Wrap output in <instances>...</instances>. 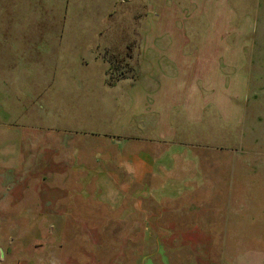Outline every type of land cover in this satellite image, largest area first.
I'll return each instance as SVG.
<instances>
[{
    "label": "rangeland",
    "instance_id": "obj_1",
    "mask_svg": "<svg viewBox=\"0 0 264 264\" xmlns=\"http://www.w3.org/2000/svg\"><path fill=\"white\" fill-rule=\"evenodd\" d=\"M122 1L0 0V168L5 190L14 189L0 223L6 254L0 264H139L158 245L211 249L210 256L189 255L195 260L264 264V0H230L238 20L250 16L252 31L233 79H215L217 114L204 112L200 124L188 127L199 129L194 146L184 150L178 137L168 144L180 146L184 167L169 169L151 192L126 168L102 183L98 175L73 174L67 183L74 204L50 214L51 163L56 170L64 160L75 166L74 157L91 163L112 137L138 134L120 125L132 113V85L139 81L126 77L136 73L126 54L134 36L144 42L149 20L141 32L129 31L128 15L115 12ZM103 43L128 48L105 50ZM182 120L183 114L179 127ZM145 143L127 145L114 152L120 159L99 166L115 171L130 148L145 151ZM18 183L29 195L17 196ZM191 188L199 189L179 200L165 196ZM164 227L175 231L164 236Z\"/></svg>",
    "mask_w": 264,
    "mask_h": 264
},
{
    "label": "crops",
    "instance_id": "obj_2",
    "mask_svg": "<svg viewBox=\"0 0 264 264\" xmlns=\"http://www.w3.org/2000/svg\"><path fill=\"white\" fill-rule=\"evenodd\" d=\"M115 12L120 18L123 15H128L131 23L125 28L135 34L138 30L141 32L145 27V21L149 20L144 29L146 37L144 42L134 36V40L131 41L133 44L128 49L130 54L125 53L129 61L134 64L136 72L135 76L127 74L126 77L137 78L139 81L136 85H132L131 95L134 96L132 113L128 118L121 119L120 125L132 127L135 131L138 129V134L120 138L112 137V144L105 147L107 151L93 153L91 163L82 165L78 161L80 158L74 157L76 165L70 166L63 159L64 161L61 162H65V164L62 163L61 170H56L58 169L57 163H51L52 170L49 175L50 183L54 187L50 188L49 199L46 202H49L51 208L53 207L50 213L52 216L54 215L53 211H56L55 207H70L74 204L75 200L70 195V193L73 194L71 190L73 188L69 187L67 183L73 174L98 175L100 176L99 181L102 183L101 177L105 178L106 174L112 172L119 174L120 168H126L130 170L131 174L136 175L137 183L145 184L144 190L149 189L151 192L156 185L154 182L163 181V176L168 173L169 169L184 167L182 166L184 162H180L177 158L179 154L176 150L180 146L173 149L168 144L170 145L178 137V140L184 144L182 147L184 150L187 146H194L196 143L195 134L199 129L196 130L195 126L191 131L188 127L194 122L200 124L204 112L213 111L214 114H217L218 85L215 84V79L218 77L225 80L233 79V63L242 57L239 52L243 46L242 42L244 39L249 40L252 31L250 16L245 14L242 20H238L241 15L230 0H126L122 1L121 7ZM200 18H202L201 26L196 24V19ZM233 33L237 34L236 38L232 36ZM102 47L105 50L109 48L113 51L122 50V47L128 48L125 44L105 45L104 43ZM140 63L145 67L140 66ZM213 101L214 103H212ZM225 108L226 110L233 109V104H230V107L225 105ZM182 114L184 125L179 127ZM149 129L153 130L152 134L149 133L144 137L139 135V133L148 132ZM116 132L118 134L120 131ZM1 139L5 138L0 136V142H3ZM142 141L146 142L145 145L148 149L137 152L130 148L126 154L128 156L122 157L123 162H118L115 171L111 168L112 171L109 170V172L106 167L99 166L100 160L111 164L113 159L121 158L117 156L118 150H123L127 145H136L137 147L138 143ZM115 151L118 152L117 155L114 153ZM184 154H181L183 158H187L186 154L188 153ZM70 163L73 164V162ZM92 163L94 166H87ZM115 173L114 176H118ZM62 175L65 178H62L59 183V176ZM18 185L17 196L20 198L23 194L24 198L25 194H28V188L25 190L24 187L27 186L23 184L22 191L20 183ZM78 185L80 187L82 185V191L88 190L83 187V184ZM196 189H184L171 197L168 194L165 196L168 199L179 200L182 194H194ZM19 191L22 194H19ZM13 194L14 189L11 188V185H8L5 190V169L0 168V223L3 210H5V198ZM59 196L65 197L64 204H59ZM38 197L39 195L37 199ZM181 199L186 203L185 199L182 197ZM104 201L101 202L104 203ZM181 205L185 206V204ZM161 230L164 236L175 231L169 227L161 228ZM2 233L1 231L0 240ZM153 239H158V237L155 235ZM209 239L211 238L209 237ZM147 253L143 257L141 256L139 264H151L152 260L153 262H162L163 258L165 264H218L211 257H206V261L189 257V255L195 254L210 256L211 249L209 247H200L195 251L193 248L187 250L183 246L158 245ZM160 255H162L161 258ZM1 256L3 263L6 254L0 241ZM162 264L164 263L162 262Z\"/></svg>",
    "mask_w": 264,
    "mask_h": 264
}]
</instances>
